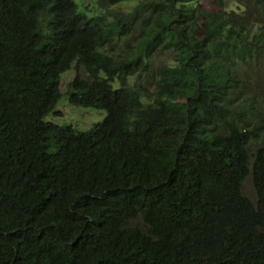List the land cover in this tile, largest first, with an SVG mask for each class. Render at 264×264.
I'll use <instances>...</instances> for the list:
<instances>
[{
    "label": "trees",
    "instance_id": "16d2710c",
    "mask_svg": "<svg viewBox=\"0 0 264 264\" xmlns=\"http://www.w3.org/2000/svg\"><path fill=\"white\" fill-rule=\"evenodd\" d=\"M86 1L0 0V264H264V0Z\"/></svg>",
    "mask_w": 264,
    "mask_h": 264
},
{
    "label": "rangeland",
    "instance_id": "374dc122",
    "mask_svg": "<svg viewBox=\"0 0 264 264\" xmlns=\"http://www.w3.org/2000/svg\"><path fill=\"white\" fill-rule=\"evenodd\" d=\"M134 1L135 0H130V2L126 4L128 8H123V10H129V7L132 6V3H134ZM75 2L81 8V10L85 11H87L90 5H92V2H87L86 0H75ZM201 3L206 8L211 6V4L207 5L205 0H201ZM225 3L226 7L228 8V11L234 10L238 13L239 10V13H245V0H225ZM251 14H253V12ZM253 21L260 24L254 25L252 31L253 34H257L260 30H264V25H261V23L264 24V21L260 22L256 16L253 17ZM171 58V51L156 52L155 54H153L150 60L151 67L167 64L171 60ZM76 75H79L82 78H87L85 68H79L77 71L71 68L70 71H66L61 75V99L59 100L55 110L48 116L50 117L48 119L49 121L54 122L56 125H70L78 131H87L94 124L103 121V119L106 117V112L94 108L76 107L69 104L66 95L67 90L69 88L68 84L70 81L73 80ZM244 79L246 94L250 97L257 96L259 99H264V64L258 62L257 68H254L253 71L250 73V76H245ZM248 79L250 80V82H248ZM128 82L129 84H132L133 79H129ZM56 110L60 115L53 116L55 115ZM262 145H264V142H254L251 146V149L255 151L258 147ZM242 192L245 197L249 198L254 202L256 201L257 196L252 176H249L244 180Z\"/></svg>",
    "mask_w": 264,
    "mask_h": 264
},
{
    "label": "clouds",
    "instance_id": "9594fccd",
    "mask_svg": "<svg viewBox=\"0 0 264 264\" xmlns=\"http://www.w3.org/2000/svg\"><path fill=\"white\" fill-rule=\"evenodd\" d=\"M61 99V98H60Z\"/></svg>",
    "mask_w": 264,
    "mask_h": 264
}]
</instances>
